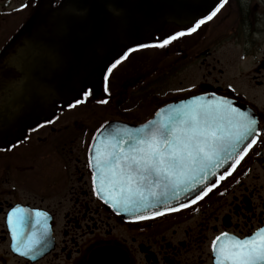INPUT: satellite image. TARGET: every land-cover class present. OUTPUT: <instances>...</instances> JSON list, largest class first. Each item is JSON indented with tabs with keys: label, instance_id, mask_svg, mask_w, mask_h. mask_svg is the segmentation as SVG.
<instances>
[{
	"label": "flooded vegetation",
	"instance_id": "af4514ba",
	"mask_svg": "<svg viewBox=\"0 0 264 264\" xmlns=\"http://www.w3.org/2000/svg\"><path fill=\"white\" fill-rule=\"evenodd\" d=\"M62 1L0 0V82L23 79L21 66L28 46L54 33ZM218 9L190 34L170 25L151 44L115 50L105 63L108 69L97 67L86 75L83 104L70 109L64 102H55L60 122L37 125L18 143L0 149V264H216L213 241L217 236L228 233L243 238L264 228V0H226ZM197 35L198 40L191 42ZM228 46L234 72L216 56ZM175 47L180 51L175 52ZM143 51L150 52L145 58L151 62L148 69L136 58ZM174 53L180 56L171 59ZM195 68L194 84L159 91L171 77ZM156 77L161 83L154 82ZM146 90L152 92L144 95ZM192 95L249 106L258 122L255 138L234 173L195 202L123 218L97 194L90 156L94 136L108 121L143 122L162 106ZM139 102L145 104L140 116L132 112ZM74 144L78 154L70 156L67 148ZM43 147L65 152L66 171L57 185H47L53 178L45 185L37 182L35 165H27L26 159L42 158L36 152ZM55 199L59 201L46 202ZM13 208L24 209L31 220L19 236H24V243L40 241L42 226L51 225L50 249L38 242L28 255L14 251L7 219Z\"/></svg>",
	"mask_w": 264,
	"mask_h": 264
},
{
	"label": "water",
	"instance_id": "95a60500",
	"mask_svg": "<svg viewBox=\"0 0 264 264\" xmlns=\"http://www.w3.org/2000/svg\"><path fill=\"white\" fill-rule=\"evenodd\" d=\"M218 1L67 0L68 8L66 14L59 18V30L52 46L47 47L44 43H39L31 49L33 59L37 55L39 63L43 64L42 95L35 96L34 88L21 83L15 88L20 93L0 97V141L7 142V133L15 125L25 130L49 118L52 113V109L48 107L51 95L61 97L67 91L80 93L83 89L82 81L75 79V72L79 68L87 71L92 67L95 53L103 56L114 44L130 45L135 39L161 30L168 22L193 23L207 15ZM27 66L28 69L34 70V65L30 66L28 63ZM9 86L14 88L13 84ZM186 106H190V103L173 106L167 112L159 114L157 121L150 124L147 131L150 133L170 124V118L175 119ZM118 132L117 129L113 137L103 132L97 144L104 146L108 141L118 144L124 140L132 144L133 141L129 138L139 136L137 128H132L130 134L123 139H120ZM228 146L229 144L224 146L223 151ZM235 147L236 143L227 149L226 155L221 158L218 157L219 151L217 159L202 170L197 168L186 176H180L178 180H170L167 184L162 181L153 184L152 181L158 178L149 177L144 185V199L135 198L139 206L138 211L171 208L196 197L212 185L218 175L230 168L240 153V149L234 150ZM120 195L121 193L113 194L115 198Z\"/></svg>",
	"mask_w": 264,
	"mask_h": 264
},
{
	"label": "snow or ice",
	"instance_id": "6c2138e0",
	"mask_svg": "<svg viewBox=\"0 0 264 264\" xmlns=\"http://www.w3.org/2000/svg\"><path fill=\"white\" fill-rule=\"evenodd\" d=\"M207 19H211V16ZM202 23L204 20L199 21L197 27ZM175 38L173 36L170 39ZM168 42L164 41L165 44ZM118 63L119 60L116 61ZM255 124L253 118L232 107L226 100L215 106H186L175 119L170 118V124L154 129L144 138L130 137L133 143L128 151H124L119 144L113 145L103 159L97 158L96 165L102 172L108 171L111 176L109 183L118 184L121 188V195L114 200V205L127 206L136 202L135 198L144 199V185L149 177L158 178L152 181L153 184L161 181L167 184L197 168L202 170L217 159L218 152L224 146L239 142L251 133ZM104 188L102 176L97 194ZM7 219L16 246L18 237L31 220L21 208H13ZM35 243L38 241L29 239L25 242L22 254L28 255ZM16 250L20 251V247L16 246ZM213 252L216 254V264H264V228L243 238L221 233L213 241Z\"/></svg>",
	"mask_w": 264,
	"mask_h": 264
},
{
	"label": "rangeland",
	"instance_id": "374dc122",
	"mask_svg": "<svg viewBox=\"0 0 264 264\" xmlns=\"http://www.w3.org/2000/svg\"><path fill=\"white\" fill-rule=\"evenodd\" d=\"M191 37H193V36H191ZM198 37H199V35L194 37V40L191 41V42H194L195 40H198ZM223 50H225V53H226L224 55H222V51ZM223 50L220 51L218 54H216V56L219 57L221 59V61L225 63V65L223 64V66L225 68L227 67L229 70H231V72H234V69H230V61L233 59V54L230 51V47L228 46V47H226ZM174 51L178 52V51H180V48L179 47H175ZM172 52H173V48H172ZM157 54L161 55L162 52H157L156 51V55ZM149 56H150V52L149 51H143L139 56L136 57L138 61L143 60V62L146 63V67H147L146 69H148V67H150V65H151V62H147L148 59H145L146 57H149ZM178 56H180V55L174 53V54L170 55V58L172 59V58H176ZM208 59L211 60L212 57H208ZM213 59H214V57H213ZM134 62L135 61H133L132 63H134ZM132 63H131V65H134ZM247 65H248V63L245 65V68L247 67ZM146 69H143V70H146ZM195 71L198 72L197 68H195L194 71H191V72L189 71L185 75L184 74H178L177 77H175V78L171 77L170 81L167 82L166 85L163 88L159 89V91L162 92V91H164L166 89H169L171 87L181 88V87H186V86L194 84L197 81V78H198V76L196 75ZM172 73H173V70H171V74ZM155 76H157V75H155ZM154 82L155 83H161V79L158 80V78L156 77ZM150 92H152V90H146V91H144V95H146V94H148ZM144 108H145V104L143 102H139V108L138 109H134L132 112L134 114L140 116V115H142ZM78 109H80V108H78ZM77 111H83V109L82 110H77ZM58 148H60V146H58ZM71 150H72V152H71ZM38 152L41 153V155L39 154V157H42V158L39 161L37 159H35V158H32V161H29L28 159H26L27 160V165L28 166L29 165H32V166L35 165L34 166L35 169H36L35 172H38L39 175L41 176V177L39 176V180L37 179V182H39V183L41 182L42 184L45 185V183L48 180H51L50 178H53L54 179L53 182L52 183H48L47 185H52V184L53 185H57L60 177L62 176L63 169H65V171H66V168L64 167L65 163L62 161V159H63L62 155H64V153H65L64 150H61L60 152H58L57 149H51V148L43 147L41 150L38 149L36 153H38ZM67 152L69 153L70 156H76L78 154L77 149H76V144L71 145L70 147H68L67 148ZM69 170L73 171L74 167L73 168H69ZM75 173H79V172H77V170H76ZM73 180L75 182L76 175H74V179ZM251 182H258V181H257V179L256 180L252 179ZM60 189H61V186H59L58 190H60ZM58 201H59V199H55V200H52V201L46 200V202H51V203H55V202H58Z\"/></svg>",
	"mask_w": 264,
	"mask_h": 264
}]
</instances>
